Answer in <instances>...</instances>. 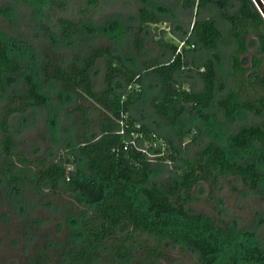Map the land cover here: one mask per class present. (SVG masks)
I'll return each mask as SVG.
<instances>
[{
    "label": "trees",
    "instance_id": "obj_1",
    "mask_svg": "<svg viewBox=\"0 0 264 264\" xmlns=\"http://www.w3.org/2000/svg\"><path fill=\"white\" fill-rule=\"evenodd\" d=\"M183 1L197 9L212 4L218 18L228 23L234 48L226 74L230 87L222 96L216 97L219 75L215 55L222 32L213 17H194L180 49L174 42L162 41L170 49L171 58L143 61L141 70H135L123 53L114 52L108 45H90L81 56L66 63L57 48L44 47L41 59L27 60L25 68L21 61L26 58L12 55L7 42L0 38V178L8 183L24 181L38 195H44L45 187L58 195L67 185L85 194L86 188L95 192L80 221L82 236L78 242L57 253V260L52 244L39 242L29 264H133L136 258L170 261L167 248L174 246L196 254V264H264V245L252 230L238 229L218 216L194 212L190 206L195 187L206 182L212 191L221 177H233L255 193L264 190V165L254 156V150H264V127L242 125L223 143L211 139L192 156L182 157L172 138L156 134L131 113L144 93L143 72L158 82L150 106L172 125L184 113L206 112L214 105L228 123L234 122L242 110L255 114L262 111L264 74L259 68L264 54V18L256 5L252 0ZM81 2L80 11L85 13L98 0ZM138 18V33L132 44L141 50L140 32L145 25L161 19L154 10L144 7L138 10ZM56 23L63 39L77 38L84 30L82 25L87 26L81 20L64 17ZM252 43L257 49L248 60L245 54ZM197 48L202 50L199 63L188 59ZM99 58L104 61V84L95 90L92 69ZM248 61L250 66L245 65ZM186 70L198 75L201 89L186 85L182 78ZM12 76L19 78L18 87L9 88ZM51 82L59 87L58 97L69 96L74 102L69 107L73 145L65 148L58 160L14 153L11 116L43 106L48 98L40 86ZM90 111L97 113L95 118L88 116ZM197 130L200 132L199 127ZM193 132L191 128L174 129L178 141ZM149 154L163 162L179 160L176 174L167 180H151ZM75 198L82 201L79 193Z\"/></svg>",
    "mask_w": 264,
    "mask_h": 264
},
{
    "label": "rangeland",
    "instance_id": "obj_2",
    "mask_svg": "<svg viewBox=\"0 0 264 264\" xmlns=\"http://www.w3.org/2000/svg\"><path fill=\"white\" fill-rule=\"evenodd\" d=\"M82 5L81 0H0V38L7 42L12 55L19 59L26 58L21 59L24 67L28 62L41 59L44 47L57 48L62 61L66 63L81 56L90 45H108L114 52L123 53L128 60L126 62L135 70H141L143 61L169 60L170 49L161 42H174L180 49L182 41L189 34L194 17H213L222 32L215 50L219 75L216 97L224 95L229 89L230 82L226 74L234 41L228 35V23L218 18L212 4L197 9L196 6H186L183 0H98L97 5L85 13L80 11ZM143 7L154 10L161 21L144 26L140 32L143 47L138 50L132 41L133 36L138 33V10ZM261 15L264 18L262 13ZM59 17L81 20L87 26L85 28L82 25L84 30L77 38L63 39L59 36L56 23ZM42 24L48 25L49 29ZM185 47L188 49V45ZM256 49L257 46L252 43L245 54L248 60ZM190 55L189 60L194 58L195 63L202 61L200 48L190 52ZM261 57L259 69L264 74V54ZM245 65L250 66V61ZM103 72L104 61L99 58L92 69L95 90L103 87ZM142 75L144 93L133 105L131 113L156 134L172 138L182 157L192 156L211 139L223 143L229 134L242 125L260 124L264 127V106L259 114L242 110L234 122L228 123L223 118L221 109L214 105L206 112L184 113L172 125L150 106L151 95L158 92L157 79L147 72ZM34 76L37 78L38 74L34 72ZM182 78L187 86L201 89L202 82L193 71L186 70ZM7 84L9 88L18 87L19 78L12 76ZM58 88L54 82L41 85L40 89L46 94L47 102L26 113L11 116L9 129L13 136L14 153L21 151L27 157L43 156L58 160L62 151L73 145V116L69 107L74 102L69 96H64L63 99L58 97ZM96 115L95 111L88 113L92 119ZM176 128H191L194 132L178 141L174 135ZM254 152V156L264 165V150L258 148ZM148 157L152 163L151 180H167L176 174L179 160L163 162L151 154ZM44 190V195H38L24 181L8 183L0 178V264H29L34 247L39 242H50L54 260H57L58 254L65 247L71 242L76 244L82 236L80 221L86 216L94 190L86 188L85 194L68 185L58 195L53 194L48 187ZM260 190L255 193L233 177H221L212 191L206 182L195 187L190 206L194 212L218 216L238 229L252 230L255 239L264 245V190ZM76 193L82 196L81 202L76 200ZM167 252L171 256L170 261L156 259L148 262L136 258L133 264H196V254L183 252L178 246L168 247Z\"/></svg>",
    "mask_w": 264,
    "mask_h": 264
},
{
    "label": "water",
    "instance_id": "obj_3",
    "mask_svg": "<svg viewBox=\"0 0 264 264\" xmlns=\"http://www.w3.org/2000/svg\"><path fill=\"white\" fill-rule=\"evenodd\" d=\"M258 9L261 11V13L264 15V1L263 0H254Z\"/></svg>",
    "mask_w": 264,
    "mask_h": 264
},
{
    "label": "built area",
    "instance_id": "obj_4",
    "mask_svg": "<svg viewBox=\"0 0 264 264\" xmlns=\"http://www.w3.org/2000/svg\"><path fill=\"white\" fill-rule=\"evenodd\" d=\"M126 148V145L124 146ZM150 155V154H149Z\"/></svg>",
    "mask_w": 264,
    "mask_h": 264
}]
</instances>
